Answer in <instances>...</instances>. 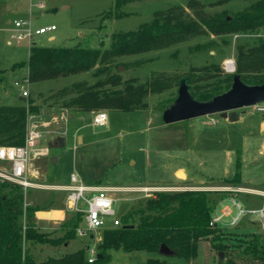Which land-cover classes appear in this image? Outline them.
<instances>
[{"label":"rangeland","instance_id":"obj_1","mask_svg":"<svg viewBox=\"0 0 264 264\" xmlns=\"http://www.w3.org/2000/svg\"><path fill=\"white\" fill-rule=\"evenodd\" d=\"M114 1L0 0V106L20 102L18 98L21 97L23 84L15 86L14 82H21L26 77L32 44L105 49L112 34L135 30L158 13L182 9L194 18V12L199 10L208 14L226 11L231 16L250 4L248 0H192V5L189 4L191 0H140L126 2L115 10ZM39 4L43 6L39 7ZM16 19L29 21L32 29L54 25L55 30L35 36L32 44L27 40H11L9 34ZM49 36L54 38L49 40ZM210 41L214 45L205 47ZM261 43H264V27L222 37H193L161 50L113 59L108 64V74L119 76L122 84L118 87H122L123 82L137 80L138 84H148L154 88V92L144 98L145 108L127 112L114 109L68 112L61 108L63 99L51 98L73 83L85 82L91 86L99 80H106L107 74L95 76L93 71H88L47 81L28 82V85H23L28 91L24 103L32 102L39 107L36 113L29 114L28 120L36 125L46 123L39 125L36 131L42 133L39 145L48 149L45 157L31 159L30 171L38 173L39 182L59 184L74 173L84 184L99 180L113 187L114 192L109 195L114 199V217L118 220L133 209L144 206L145 201L156 193L181 191L170 186L182 184H193V190L220 192L211 197L215 203L222 198L221 192L238 194L234 192L239 190L242 192L238 195L239 203L244 199L248 204L260 203L258 195L244 191H264V148L259 145L261 139L258 137L260 130H264L259 125L264 113L246 107L237 111L240 118L232 123L218 114H210L165 124L162 122V111L176 97L177 81L187 77L191 90L198 87L200 91H213L224 76L234 73L237 46L249 50ZM228 61L232 66L231 71L226 67ZM104 88L116 87L107 83ZM99 111L106 112L107 122L104 126L95 127L92 119ZM70 114L72 117H69ZM48 131L54 133L48 135ZM80 135L82 145L77 142ZM56 156H59L58 164L55 163ZM238 157L241 161L240 183L233 186L227 184L226 180L234 176ZM178 166L186 169L188 182L173 177V171ZM224 167L231 174L226 180L223 178ZM8 169L7 164L0 162V170ZM141 188L147 189L145 192L132 191ZM25 197L26 200L23 197L19 202L23 207L25 202L31 206L41 200L51 205L36 212L56 209L63 202L60 192L48 190L28 189ZM231 203L233 215H236L237 207ZM245 206L247 204L243 208ZM212 216L216 217L217 212ZM241 218L246 224L242 229L235 223L240 219L238 216L231 226L219 225L225 233L224 244L231 246L227 256L236 259L240 258L239 253L252 233H264L260 231L256 217L244 215ZM78 225H82V222ZM44 230L38 227V231L48 232L53 238L66 232L62 226L58 233L56 230ZM78 240L75 237L68 247H63V244H37L29 247V252L36 261L61 257L72 252L77 244L82 248ZM107 253L109 260L106 264H145L148 259H161L170 264H222L226 260L224 255L217 258L218 253L209 241L200 242L195 259L188 262L175 256H162L158 252L110 249ZM239 262L248 264L246 260L239 259Z\"/></svg>","mask_w":264,"mask_h":264},{"label":"trees","instance_id":"obj_2","mask_svg":"<svg viewBox=\"0 0 264 264\" xmlns=\"http://www.w3.org/2000/svg\"><path fill=\"white\" fill-rule=\"evenodd\" d=\"M135 1L140 0H115L113 9ZM224 1L230 0H222ZM248 1L250 4L246 8L231 16L226 11L208 14L199 10L194 12V18L182 9L155 14L149 22L140 24L135 30L112 34L109 46L105 49L32 44L29 48L26 76L29 82L36 83L88 71H93L95 76L107 74L106 80H99L91 86L85 82L73 83L51 98L63 99L61 108L68 112L88 113L99 109L127 112L143 109L146 106L144 98L148 93H153L154 88H150L148 84H138L137 80L123 82V86L118 87L117 85L122 84L120 78L118 75L108 74V64L117 57L161 50L193 37H222L264 27V0ZM192 2L191 0L189 4L192 5ZM213 45L214 42L210 41L205 47ZM236 50L237 60L233 74H238L246 84L264 83V43L249 50L237 46ZM233 74L224 76L220 84L213 87V91H200V88L194 87L190 89V93L199 101L208 100L228 89ZM188 81L189 78L187 84ZM107 83L116 88H104ZM38 108L32 102L1 105L0 146H22L27 115L36 113ZM234 166L235 174L226 183L236 186L240 183L241 176L240 157L236 158ZM27 191L24 192L21 187L10 182L0 181V264H106L110 249L156 253L162 244L171 249L175 257L188 262L195 259L198 245L202 241H209L217 253L224 255L226 260L224 263L223 259L220 260L222 264H241L239 259L246 260L248 264H264V233L251 234L247 245L239 253V259L227 256L231 246L224 244L223 229L218 224L210 225L216 204L211 197L218 191L199 190L159 192L147 199L144 206L123 215L117 228L102 231L97 245V255L100 258L92 263L87 262L83 248L61 257H47L36 261L29 252V247L68 243L76 237L75 228L80 224L81 216L72 215L60 225L66 231L63 236L53 238L49 233L40 232L34 222V214L51 205L44 204L45 201L41 200L42 202L31 206L25 202L23 207L19 202L23 197L26 200ZM226 193L221 192L222 197ZM22 217L25 221L23 233ZM217 258L220 259L219 256ZM145 264L170 263L161 259H148Z\"/></svg>","mask_w":264,"mask_h":264},{"label":"built area","instance_id":"obj_3","mask_svg":"<svg viewBox=\"0 0 264 264\" xmlns=\"http://www.w3.org/2000/svg\"><path fill=\"white\" fill-rule=\"evenodd\" d=\"M39 4V7H42ZM13 27L9 34V39L16 41L27 40L32 44L33 38L38 35H43L47 32L55 30L54 25L45 27L31 28L30 22L16 19L13 21ZM227 67V65H226ZM232 70V69H230ZM27 76L21 82L15 81L14 85L19 86L21 83L28 85ZM21 86V97L26 99L28 91ZM253 110L258 113H264V103L252 106ZM26 120L25 139L22 146H0V162L9 166L8 170H0V181L10 182L22 188L25 192L28 189L48 190L50 192L64 193L65 209L72 215H80L82 225L75 228V235L79 239H86L87 244L85 251L87 254V262L92 263L97 257V245L100 241V235L105 229L117 228L120 221L114 217L113 204L114 199L109 193L114 192L112 188H103L99 186L87 185L82 182L78 175L71 173L69 175L68 184L45 183L39 180L37 172L30 171L31 159H38L48 155V149L42 148L39 144L41 142L42 133L36 131L39 125H46L31 123ZM107 122L106 112L99 111L95 113L92 123L95 127L104 126ZM49 134L53 131L46 132ZM133 189L132 191H143ZM248 193L247 190L244 191ZM234 193H242L235 191ZM251 194L259 195L262 198V204L258 207H239L237 206V216L244 215L256 217L260 231L264 232V192L255 190L250 191ZM147 197V195H144ZM230 211L226 208L223 210V215H228ZM218 219H212L210 225H216ZM80 222V223H81ZM25 230L24 217L22 218V233ZM100 234V235H98ZM99 237H98V236Z\"/></svg>","mask_w":264,"mask_h":264},{"label":"water","instance_id":"obj_4","mask_svg":"<svg viewBox=\"0 0 264 264\" xmlns=\"http://www.w3.org/2000/svg\"><path fill=\"white\" fill-rule=\"evenodd\" d=\"M187 79L184 77L177 81L176 97L162 111L163 123L170 124L210 114H218L232 123L239 120L238 110L264 103V83L246 84L238 74L232 75L227 90L205 101H199L191 95ZM18 100L25 102L22 97ZM157 252L162 256H175V253L164 244L160 245ZM222 255L221 252L218 253L219 258H222ZM96 258H100V255Z\"/></svg>","mask_w":264,"mask_h":264},{"label":"crops","instance_id":"obj_5","mask_svg":"<svg viewBox=\"0 0 264 264\" xmlns=\"http://www.w3.org/2000/svg\"><path fill=\"white\" fill-rule=\"evenodd\" d=\"M53 38H54V36H49L48 39L52 40ZM67 116H68V114H67ZM69 117H72L71 114L69 115ZM259 123H260L259 125L262 128H264V118H261L259 120ZM258 137H260V139H261L259 145L262 148H264V130H260V134L258 135ZM77 142L78 143L80 142L81 145L83 144V138H82L81 135L77 138ZM225 158H226V156H225ZM53 160H54V158H53ZM56 160L57 161H55V163L58 164V162L60 161L59 160V156H56ZM178 172H181L183 174V177H178L177 176ZM229 175H231V174H229V170L224 167L223 168V178L226 180V179L229 178ZM173 177H176L178 180H181L183 182H188V180H189L188 175H187V171H186V169L183 166H178L176 169H174ZM68 183H69V178L67 180L64 179V181H62L59 184L65 185V184H68ZM87 185H92V186L94 185V186H99V187H103V188H112L113 189V187H109L107 184H102L101 181H99V180L95 181V183H90V184H87ZM192 185H190V184H182V185H177V186H170V188H176V189H179L181 191L193 190L191 188V187H193ZM142 187H144V186H142ZM253 190H255V189H253ZM257 191H259V190H257ZM259 192H264V191H259ZM60 194H61V197H62V200H63L61 207H57L56 209H53V210H50V211L36 212L35 215H34L35 224L39 228L46 229L44 231L50 230V232H51V231L56 230L57 233H58L59 229H60V225L64 224L72 216V214L65 209L64 193L61 192ZM239 194H241V193H238V194L226 193L225 196H223L222 198L217 199V203L215 204V208H214V212H217V216L214 217L213 219H218V221L216 222L218 225L222 224V225H230L231 226L237 220L236 219L237 218V214L233 215L232 206L229 205L230 202H232L231 204L235 205L236 207L237 206H242L243 207V205L247 204V206H245V208L250 207V206L251 207H258L259 205L262 204V198L259 195H258L257 198L261 199L260 203H256L254 205L253 202H252V203L248 204V201L244 199L242 202H240L241 203L240 204L238 202V199H240V196H238ZM248 194H251V193L248 192ZM226 196L227 197L229 196V197L225 198ZM243 202L245 204H242ZM226 208L230 211V213L228 215H223V210L226 209ZM214 212H213V214H214ZM227 218H231V219L229 221L228 220L226 221L225 219H227ZM223 223H226V224H223ZM235 223H238L237 227H239L240 229H242L241 227L246 226L245 221L243 220V218L237 220V222H235ZM77 239H79V238H77ZM70 242H74V239L70 240L68 243H64L63 247H68ZM77 242H79V244H81L82 248L85 250V246L87 244L86 239H84V240L83 239H79ZM78 249H80V248L78 247V244H77V246L74 247V249H72V252H75ZM72 252H69V253H72ZM69 253H66V254H69ZM85 255H86V259H87L86 251H85Z\"/></svg>","mask_w":264,"mask_h":264},{"label":"bare ground","instance_id":"obj_6","mask_svg":"<svg viewBox=\"0 0 264 264\" xmlns=\"http://www.w3.org/2000/svg\"><path fill=\"white\" fill-rule=\"evenodd\" d=\"M230 61V60H229ZM228 61V63H227V68L228 69H231L232 68V66H231V64H230V62ZM233 65V64H232ZM234 69V68H233ZM231 71V70H230ZM178 175L180 176L181 175V177H183V174L181 173V172H178Z\"/></svg>","mask_w":264,"mask_h":264}]
</instances>
